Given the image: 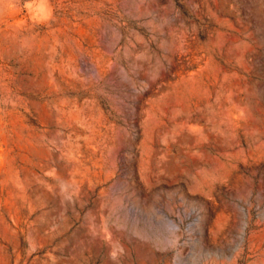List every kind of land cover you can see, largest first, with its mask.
<instances>
[{"label": "rangeland", "instance_id": "1", "mask_svg": "<svg viewBox=\"0 0 264 264\" xmlns=\"http://www.w3.org/2000/svg\"><path fill=\"white\" fill-rule=\"evenodd\" d=\"M0 264H264V0H0Z\"/></svg>", "mask_w": 264, "mask_h": 264}]
</instances>
